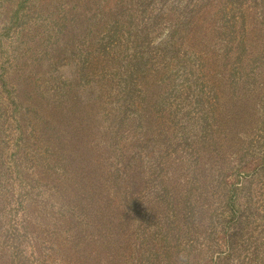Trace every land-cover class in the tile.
Returning a JSON list of instances; mask_svg holds the SVG:
<instances>
[{
  "label": "trees",
  "instance_id": "16d2710c",
  "mask_svg": "<svg viewBox=\"0 0 264 264\" xmlns=\"http://www.w3.org/2000/svg\"><path fill=\"white\" fill-rule=\"evenodd\" d=\"M156 18L115 20L89 45L43 54L49 62L28 89L1 80L0 264H199L207 245L204 264L241 258L244 241L234 238L247 216L241 176L264 170V141L243 148L214 141L217 152L209 151L215 128L241 114L210 83L233 76L263 84L264 32L237 52L233 44L214 47L210 64L206 46L196 57L187 36L179 40L174 15L159 18L169 31L152 46ZM226 149L219 221L202 227L189 215L209 211L210 192L203 197L196 186L211 168L203 155ZM213 231L222 235L216 248L188 241ZM181 232L182 253L171 246Z\"/></svg>",
  "mask_w": 264,
  "mask_h": 264
},
{
  "label": "rangeland",
  "instance_id": "374dc122",
  "mask_svg": "<svg viewBox=\"0 0 264 264\" xmlns=\"http://www.w3.org/2000/svg\"><path fill=\"white\" fill-rule=\"evenodd\" d=\"M172 15L176 18L179 40L186 35L184 40L193 44L196 57L206 46L210 64L215 60L214 47L233 44V50L237 52L243 45L248 46L244 40L257 43L264 32V28L258 24H264V0H0V82L6 79L16 86L24 83L28 89L34 80H39L38 71L49 62V56L44 60L43 54L53 50L61 53L66 47L89 45L98 35L109 34L115 20L128 24L132 19L157 17L150 26L151 45H157L169 31L166 24L160 30L159 18L163 20ZM187 18L192 20L189 26L185 22ZM199 33L201 37L198 40ZM236 52H232L234 56L229 59L228 73L231 75L234 64L238 62ZM230 53H227L228 56ZM232 77L226 78L221 85L210 83L225 90L224 102L230 105L227 106L230 107L229 111L237 108L234 107L236 103L241 107L238 120L230 124L231 129L230 125L224 127L221 124L220 128H215L211 142L205 145L213 153L217 152L214 141L226 148L227 143L229 148H243L264 141V83L250 78H247L248 81H234L233 78L232 81ZM175 84V88L181 91L186 82L180 76ZM225 135L231 138L226 140ZM223 154L222 157L221 154L218 157H214V154L209 157L207 153L203 155V163L211 165V168L199 176L196 186L203 188V197L210 192L205 202L209 211L205 210L208 213L205 218L196 210L189 215L193 223L197 219L203 224L202 227H215L219 221L216 217L222 208L227 187L220 170L229 167L226 166L227 162L223 165L220 161L231 156L232 152L226 149ZM231 178L233 181L236 177ZM241 179L244 180L241 198L247 216L242 219L243 229L235 231L234 238L244 242L241 258L230 264H264V170L252 176H241ZM198 207L201 206L198 204ZM180 234L177 240L171 239L173 249L177 243L179 246L187 244L186 235ZM221 237L213 231L191 237L188 241L202 245L210 243L216 248L215 242L222 241ZM210 247L207 245V249L201 253L199 264L205 263L203 257ZM177 248H180V253L184 250L183 245ZM186 260L177 264H190Z\"/></svg>",
  "mask_w": 264,
  "mask_h": 264
}]
</instances>
